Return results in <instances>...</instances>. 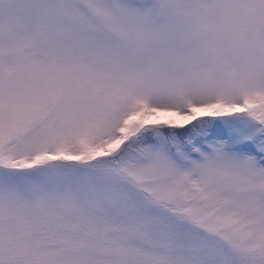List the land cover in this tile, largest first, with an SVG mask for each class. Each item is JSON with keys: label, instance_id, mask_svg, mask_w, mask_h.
<instances>
[{"label": "snow or ice", "instance_id": "obj_1", "mask_svg": "<svg viewBox=\"0 0 264 264\" xmlns=\"http://www.w3.org/2000/svg\"><path fill=\"white\" fill-rule=\"evenodd\" d=\"M0 264H264V0H0Z\"/></svg>", "mask_w": 264, "mask_h": 264}]
</instances>
